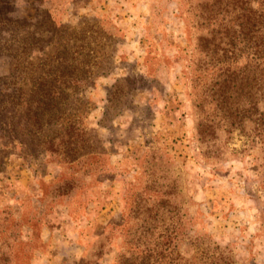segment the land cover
<instances>
[{"label":"rangeland","instance_id":"rangeland-1","mask_svg":"<svg viewBox=\"0 0 264 264\" xmlns=\"http://www.w3.org/2000/svg\"><path fill=\"white\" fill-rule=\"evenodd\" d=\"M246 32L224 0H0V264H264Z\"/></svg>","mask_w":264,"mask_h":264},{"label":"trees","instance_id":"trees-1","mask_svg":"<svg viewBox=\"0 0 264 264\" xmlns=\"http://www.w3.org/2000/svg\"><path fill=\"white\" fill-rule=\"evenodd\" d=\"M225 5L232 6L235 8L238 18H240V26L242 32L245 31V36H249L246 30L252 32L250 36L252 37L253 44L252 51L254 57L252 60V81L254 87L256 88V101L254 105L256 110L261 111L259 107V102L264 101V0H224ZM248 38L245 39V48L249 47ZM93 64V63H92ZM88 66H93V65ZM61 63L57 64L56 68L60 70ZM90 68V67H89ZM245 68V67H244ZM243 68V69H244ZM69 75L71 78H83L79 75L80 68L77 64L72 65V68L68 67ZM78 71V73H77ZM91 72L90 69H88ZM64 74L55 75L57 81H52L49 83V88L46 92L42 93V86H38L35 90L36 95H38V104H45L46 108L51 111L55 106H57V97L63 95L66 90H63L62 85H57L62 82ZM249 76V75H248ZM243 72V77L248 78ZM48 82L47 80H45ZM58 82V83H57ZM42 93V94H41ZM60 99V98H58ZM47 100V101H46Z\"/></svg>","mask_w":264,"mask_h":264}]
</instances>
